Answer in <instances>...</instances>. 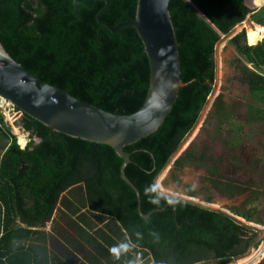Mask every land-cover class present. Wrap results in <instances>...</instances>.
Returning <instances> with one entry per match:
<instances>
[{
  "label": "trees",
  "instance_id": "1",
  "mask_svg": "<svg viewBox=\"0 0 264 264\" xmlns=\"http://www.w3.org/2000/svg\"><path fill=\"white\" fill-rule=\"evenodd\" d=\"M192 1L225 34L253 12L246 0ZM137 3L0 0V40L11 56L39 79L104 110L131 114L145 101L149 60L133 26L116 31L110 27L134 20ZM254 3L261 6L260 0ZM169 7L179 42L181 76L187 84L181 87L160 128L125 147L131 153L126 174L140 191L142 211L150 216L140 214L137 194L121 177L123 159L114 148L52 132L26 114L19 125L30 133V140L21 148L0 112V133L11 139L0 157V264H70L60 257L50 262L47 251L26 241L44 236L51 220L56 227L53 214L61 195L75 186L84 189L77 203L65 199L62 207L67 206L70 215L62 209L61 218L74 230L75 236H71L63 229L66 237L71 236V246L79 252L93 250L82 264H103L101 258L107 264H211L240 258L261 242L260 229L249 224L264 225L254 221L256 208L233 206L229 213L169 196L158 187L159 175L209 103L217 79L216 45L221 40L186 0H170ZM251 18L264 25V6ZM247 38L251 45L242 31L230 43L242 56L237 63L252 99L247 104L246 121L260 123L264 121V38L256 44L248 33ZM226 114L220 97L209 118L221 122L225 117L232 122L231 112ZM242 129V123L233 127L232 143H239ZM218 162L206 150L189 147L174 160L173 170L196 163L220 175ZM263 162L260 157L255 164L260 167ZM225 184L228 196L250 189L248 183L234 186L229 180ZM106 218H111L108 231L97 227V221ZM70 254L66 253L67 259L77 261ZM144 257H150L147 263H141Z\"/></svg>",
  "mask_w": 264,
  "mask_h": 264
},
{
  "label": "water",
  "instance_id": "2",
  "mask_svg": "<svg viewBox=\"0 0 264 264\" xmlns=\"http://www.w3.org/2000/svg\"><path fill=\"white\" fill-rule=\"evenodd\" d=\"M186 2L220 37L223 35L232 38L242 32V29L237 30L240 26L238 24L229 34H225L195 2L192 0H186ZM169 4L170 0H138L134 20L110 27L112 31H116L127 25L133 26L143 41L149 60L150 80L147 95L143 105L131 114L104 110L39 79L14 59L0 40V97L13 103L24 114L50 127L52 132H61L71 137L106 144L114 148L123 159L120 169L121 177L136 192L138 210L144 218H148L150 213L142 211L140 191L126 174L131 153L126 151L125 147L148 137L160 128L172 111L181 87L187 84L181 76L179 42ZM219 43L216 45V51ZM207 107L208 104L205 108ZM21 128H23L22 125ZM41 140L36 138L37 142ZM10 144L11 139L0 133V157ZM170 196L179 198L175 195ZM240 199L233 200L237 202ZM170 204L175 205V201L171 200ZM203 206L218 209L213 206ZM219 209L226 211L223 208ZM158 210L160 209L154 211ZM263 233L264 230L261 234Z\"/></svg>",
  "mask_w": 264,
  "mask_h": 264
},
{
  "label": "rangeland",
  "instance_id": "3",
  "mask_svg": "<svg viewBox=\"0 0 264 264\" xmlns=\"http://www.w3.org/2000/svg\"><path fill=\"white\" fill-rule=\"evenodd\" d=\"M247 4L253 10L260 9L264 6L255 5L253 0H247ZM252 13L253 12L248 14L245 20L240 23V26L237 29L238 31L242 29V31H244L247 35L248 28H256L255 26L259 23L255 22L251 18ZM230 39L231 38L222 35L221 40L219 41V48H217L216 51L217 79L214 84V90L209 96L208 107L205 108V112L194 130L184 139L171 162L164 168L157 179V183L160 186L159 188L166 192L169 191L177 194L184 199L189 198L190 201H194L202 205L213 206L218 209L223 208L229 211H231L229 208H232L233 206H238L242 210L256 208L257 210L255 209L254 221L263 223L264 162L260 165V167H257L255 161L260 157L264 160V121L260 123H257L256 121L248 123L246 121V112L248 108L247 104L250 101L252 102V99L249 94L248 85L243 82L241 71L237 66V60H240L242 56L235 46L230 43ZM247 43L248 45H251L249 44V41ZM247 66L250 69H253L252 64H247ZM220 97H222V100H224L226 104L227 114L228 112H231L232 122H229V120L225 117L222 118L223 120L221 122L217 119L209 118L211 109H213L214 104ZM6 118L10 123L13 133L17 135L18 141L20 137H23L26 142L28 140L27 132L20 129V127L14 123L13 115L7 114ZM240 123L243 124V129L242 133H239L241 135H238L240 136L239 143L235 144L231 142L232 137L230 133L233 134L235 131L233 130V127L236 125L238 126ZM189 147L194 150H198L199 152L206 150L207 154H211L219 160L218 169L220 175L212 174L206 166L198 165L196 163L189 164L183 170L176 171L174 174L178 176L179 184L185 185L186 187L188 186L189 188L198 191L199 194L203 195L204 192L207 193L206 189H209L210 192L212 191L215 194V198L211 202H207L202 198H190L185 193L174 191L171 187H176L175 183L170 178V171L173 167V162ZM166 179L168 182L164 183ZM229 180L232 181L234 186H237L239 183L242 185L248 183L247 185L250 189L225 197L222 193L220 194L219 191L220 189L222 191L227 187L225 182ZM73 189V191L67 190L61 195V200L58 202L56 210L53 214V217L57 220L56 227H52L53 222L51 220L44 228V236L42 235L38 238V240L30 239L26 241L28 244H33L40 247L42 250L47 251L49 261L52 263L55 257H60L68 261L70 264H82L86 261V254L92 250V248H89L87 252H79L71 246L69 238L72 235L75 236L74 230H72V227L68 225L67 220L61 218L62 209H65L69 214L68 207H62L65 199L77 203V199L80 198V193H82L84 188L83 186H75ZM257 190L259 191L258 194H256ZM223 191L227 192L228 190ZM235 198L241 199L234 202L233 199ZM238 218L241 219V217ZM242 220L244 221L245 219L242 218ZM110 222L111 218H106L103 221L99 220L97 221V227H101L102 229L108 231L107 226ZM63 229H66L71 236L66 237L67 235L64 233ZM259 234L260 236H264V233L261 234L260 232ZM261 243L262 239L257 247L251 248L246 255L240 258L232 259L227 262L216 261L211 264H264V249L258 257L254 256L256 255V250L262 245ZM66 253L74 255L77 258V261H71L70 258L67 259ZM71 254L70 256H72ZM149 258L150 257L141 258V263H147L146 261H148ZM250 258L252 259L246 263L245 261H248ZM101 259L103 264H107V261L104 258ZM147 264L153 263L152 261H149Z\"/></svg>",
  "mask_w": 264,
  "mask_h": 264
},
{
  "label": "flooded vegetation",
  "instance_id": "4",
  "mask_svg": "<svg viewBox=\"0 0 264 264\" xmlns=\"http://www.w3.org/2000/svg\"><path fill=\"white\" fill-rule=\"evenodd\" d=\"M257 10H259V9H254L253 10V12L254 11H257ZM257 24V23H256ZM262 25V24H261ZM262 26H264V25H262ZM247 36V35H246ZM264 38V37H263ZM262 38V39H263ZM261 39V40H262ZM246 41L248 42V38L246 37ZM237 66H238V63H237ZM24 116V115H23ZM23 118V117H22ZM21 118V119H22ZM207 168V167H206ZM174 170H173V167L171 168V171H170V178L173 180V182L175 183V185H176V187L174 186H171L172 187V189L174 190V191H177V192H180V193H185L186 195H188L190 198H202L203 200H205V201H207V202H211L212 200H214V196H215V194L211 191L210 192V190L209 189H206L207 190V193L206 192H204L203 193V195L202 194H199V192L198 191H196V190H193V189H191V188H189L188 186L186 187L185 185H181V184H179L178 183V176H176L175 174H174ZM160 176V175H159ZM167 183L168 182V180L166 179V181H164V183ZM179 185V186H178ZM181 186H183V187H181ZM223 190H225V188L223 189ZM222 190V191H223ZM219 191V190H218ZM221 191V189H220V194L222 193L225 197H229V196H227V194H226V192L225 191H223L222 192ZM170 195H175V196H178L177 194H174V193H171V192H169V191H167ZM168 194V195H169ZM169 195V196H170ZM179 198H181V196H178ZM187 198V197H186ZM187 200H189V198H187Z\"/></svg>",
  "mask_w": 264,
  "mask_h": 264
},
{
  "label": "built area",
  "instance_id": "5",
  "mask_svg": "<svg viewBox=\"0 0 264 264\" xmlns=\"http://www.w3.org/2000/svg\"><path fill=\"white\" fill-rule=\"evenodd\" d=\"M0 112H2L5 116V120L9 123V121L6 118L7 114H12L13 115V119H14V123L20 127V129H22L23 131H25L23 128H21V126L19 125V122L21 120V118L24 115V112L19 109L18 107H16L13 103H11L10 101L0 97ZM10 124V123H9ZM13 132V130H12ZM27 132V131H25ZM27 136H28V140L25 142V145H21L22 148H24L29 140H30V133L27 132ZM20 145V144H19ZM261 229V227H260ZM262 229H264V226H262ZM262 245L259 247V249L256 250V255H254L255 257H258L264 249V237L262 238ZM253 256V257H254ZM252 257V258H253ZM252 258H250L248 261H245L246 263L249 262ZM232 264H238V263H232Z\"/></svg>",
  "mask_w": 264,
  "mask_h": 264
},
{
  "label": "bare ground",
  "instance_id": "6",
  "mask_svg": "<svg viewBox=\"0 0 264 264\" xmlns=\"http://www.w3.org/2000/svg\"><path fill=\"white\" fill-rule=\"evenodd\" d=\"M254 1V0H253ZM261 5H264V0H260ZM255 4V3H254ZM256 5V4H255ZM258 6V5H257ZM256 28H248L247 33L252 43H257L264 36V26L256 25ZM20 135V134H19ZM19 143L25 145V139L20 137ZM240 262V261H239ZM239 264V263H238Z\"/></svg>",
  "mask_w": 264,
  "mask_h": 264
},
{
  "label": "crops",
  "instance_id": "7",
  "mask_svg": "<svg viewBox=\"0 0 264 264\" xmlns=\"http://www.w3.org/2000/svg\"><path fill=\"white\" fill-rule=\"evenodd\" d=\"M27 146V145H26ZM25 146V147H26ZM24 147V148H25ZM22 148V147H21ZM200 204V203H199ZM227 212H229V213H231L229 210H227V209H225ZM241 220H242V218H241ZM245 221V220H244ZM249 224H251V225H254V226H256L257 227V229H260V227H261V229H260V231H261V233H262V231L264 230V229H262V225H259V224H257V223H254V222H249ZM264 236H260L259 238L260 239H262ZM253 248V247H252ZM237 259V258H236Z\"/></svg>",
  "mask_w": 264,
  "mask_h": 264
},
{
  "label": "clouds",
  "instance_id": "8",
  "mask_svg": "<svg viewBox=\"0 0 264 264\" xmlns=\"http://www.w3.org/2000/svg\"><path fill=\"white\" fill-rule=\"evenodd\" d=\"M112 251H115V249H112Z\"/></svg>",
  "mask_w": 264,
  "mask_h": 264
}]
</instances>
